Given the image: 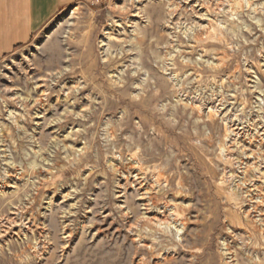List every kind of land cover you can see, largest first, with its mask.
Segmentation results:
<instances>
[{
  "label": "rangeland",
  "instance_id": "obj_1",
  "mask_svg": "<svg viewBox=\"0 0 264 264\" xmlns=\"http://www.w3.org/2000/svg\"><path fill=\"white\" fill-rule=\"evenodd\" d=\"M0 264H264V0L73 3L2 59Z\"/></svg>",
  "mask_w": 264,
  "mask_h": 264
},
{
  "label": "crops",
  "instance_id": "obj_2",
  "mask_svg": "<svg viewBox=\"0 0 264 264\" xmlns=\"http://www.w3.org/2000/svg\"><path fill=\"white\" fill-rule=\"evenodd\" d=\"M95 0H0V61L28 45L66 6Z\"/></svg>",
  "mask_w": 264,
  "mask_h": 264
},
{
  "label": "bare ground",
  "instance_id": "obj_3",
  "mask_svg": "<svg viewBox=\"0 0 264 264\" xmlns=\"http://www.w3.org/2000/svg\"><path fill=\"white\" fill-rule=\"evenodd\" d=\"M218 9V8H217ZM181 222V221H180ZM156 225V224H155Z\"/></svg>",
  "mask_w": 264,
  "mask_h": 264
}]
</instances>
